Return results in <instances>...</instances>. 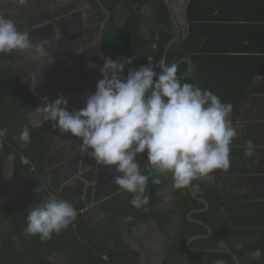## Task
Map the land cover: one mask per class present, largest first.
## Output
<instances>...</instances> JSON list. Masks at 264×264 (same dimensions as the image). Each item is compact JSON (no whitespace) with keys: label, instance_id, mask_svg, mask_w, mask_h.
Wrapping results in <instances>:
<instances>
[{"label":"trees","instance_id":"obj_1","mask_svg":"<svg viewBox=\"0 0 264 264\" xmlns=\"http://www.w3.org/2000/svg\"><path fill=\"white\" fill-rule=\"evenodd\" d=\"M100 2L110 12L122 9L126 13L121 25L110 21L104 31L102 46L106 58L131 59L132 63L127 65L134 67L158 65L162 58L165 60L166 48L178 33L165 0ZM146 4H151L155 12L150 28L144 26L148 24L142 14ZM252 6L260 9L264 4L234 7L228 4L224 10L218 5L212 7L207 0H190L186 10L188 35L170 48L166 58L169 65L189 58L192 70L184 82L210 90L222 102L231 103L232 111L250 99L251 91H264L252 88L257 78L262 77L264 82V24L260 23L264 18L252 16ZM231 10H238V18L228 12ZM215 11L217 17L213 15ZM16 26L23 31L22 24ZM153 43L156 48L152 47ZM15 59L16 52L0 54V129H7L6 136L0 138V264H54L52 257L56 255L65 257L66 264H141V250L131 248L126 240L133 236L134 229L146 225L154 226L162 235L169 226L175 228L176 235L170 240L163 264H216L217 261L236 264L234 255L243 264H262L250 258L249 253L255 250L233 245L241 235L252 234V227H264V200L251 202L247 195L248 202H242L233 196L235 143L230 145L229 169H217L210 174L215 181L206 192L210 207L205 212H197L205 205L187 188L177 190L172 186L170 173L159 175V184L152 183L156 177L152 174L146 188L147 205L134 208L130 204L133 194L121 190L99 204L102 218L89 225L80 210L86 207V198L91 199L94 169L53 171L72 182L66 186L48 169V158L56 148L53 143L59 130L52 121H44L36 110L42 107L41 99L34 91L31 77L21 72ZM177 69V75L182 78L188 63L182 62ZM154 70L159 72V68ZM31 115L39 119V127L28 132V139H24L23 130ZM141 156L147 163V153ZM10 166L12 173L8 179ZM239 172L238 181H247L248 186L264 183V177L254 176L264 175V167L244 168ZM198 181L194 179L190 186ZM263 191L264 185L257 197L264 198ZM50 194L71 202L78 214L67 229L42 242L26 233V217L30 207ZM124 218L129 219L124 221L126 228L122 224ZM198 222L211 227L213 233L193 241L191 247L200 249L194 252L188 248V241L209 233ZM261 234L254 235L261 237ZM222 244L231 253L218 252L223 250Z\"/></svg>","mask_w":264,"mask_h":264},{"label":"clouds","instance_id":"obj_2","mask_svg":"<svg viewBox=\"0 0 264 264\" xmlns=\"http://www.w3.org/2000/svg\"><path fill=\"white\" fill-rule=\"evenodd\" d=\"M45 43H34L12 19L0 16V54L46 56ZM131 63V59L104 58L102 78L79 110L69 111L63 96L51 103L45 98L36 110L61 134L79 138L82 154L97 165L112 168L117 173L113 182L120 190L132 193L130 204L140 209L149 203V177L140 171L139 154L147 153V165L156 174L153 184L160 183L159 175L170 173L172 186L179 190L217 169L228 170L230 145L237 132L229 119L232 104L222 102L210 90L182 83L175 63L169 65L162 58L158 65L141 66L123 76L125 65ZM6 134V128L0 129V138ZM255 148L247 141L245 156H253ZM77 214L71 202L50 194L29 208L25 231L46 242L54 233L67 229ZM262 254L256 249L249 256L259 259Z\"/></svg>","mask_w":264,"mask_h":264},{"label":"crops","instance_id":"obj_3","mask_svg":"<svg viewBox=\"0 0 264 264\" xmlns=\"http://www.w3.org/2000/svg\"><path fill=\"white\" fill-rule=\"evenodd\" d=\"M189 3L190 0H170L174 22H176L180 29L179 39L188 35L189 24L186 18V10ZM71 4L79 5L76 8L77 10L73 12L71 9L66 16L64 14L57 16V18L50 17L47 21L42 20L41 22L35 18V16H39L42 19L44 15L46 17V13H50L49 11L52 7L66 10L68 5ZM207 4H212V7L218 5L226 10L228 9V4H232V7L236 4H264V0H207ZM71 7L72 6H69V9ZM259 7L260 6L250 7L252 16L257 15L264 18V7L260 9ZM7 9L10 11H8L9 15L6 19H12L16 25L22 24V32H28L34 43L38 41L46 42L44 45L47 52L46 56L34 57L28 52H16L15 59V64L21 67V72L31 77L34 84V91L41 99V106L44 105L45 98H47L48 103H51L58 97L63 96L68 100L69 111L83 108L87 96L95 92L96 84L98 80L102 78L100 69L103 66L104 58H106L102 46L104 31L108 23L110 21L112 22L114 19L121 25L126 20L124 19V15H126L124 12L125 10H121L123 12H110L104 7L100 0H92L91 2L85 0V3L84 0H77L76 3L71 0H23V3H21L20 0H15ZM149 9H152V11ZM247 9L249 8L247 7ZM89 12L91 13L90 15H88ZM228 12L234 14V18H238V10H231ZM154 13V8L151 4H146L142 8V14L144 15L143 19L148 24L153 25ZM213 15L217 17L219 15L218 11H215ZM116 16H118L117 19ZM32 17L34 18L32 19ZM53 21L55 22L54 24H52ZM238 23L239 21L237 24ZM260 23L264 24L263 21H260ZM35 27L39 28L35 30ZM140 67L141 66L134 67L126 64L123 76L126 77L130 70H136ZM191 70L192 65L190 72ZM252 88L257 90L264 89L263 78H257ZM249 96L250 99L243 103L238 110H233L229 117L232 126L237 132L236 137L231 143H235L236 150L234 153L235 174L233 177L234 181H236L234 185L232 184V187L234 191L233 196L237 200L240 199L242 202H248L249 199L246 198L248 195L251 198V202H259L264 200L262 197H257L258 190L264 183H252L248 186L246 183L249 182L238 181V177H241V172H239L240 169L264 167V91H251ZM38 127L39 119L35 115H31L29 124L24 130L30 132L32 129ZM22 135L25 136V132H23ZM25 139H28V135ZM249 140L256 146L255 154L251 157L245 156L244 154L246 142ZM80 143L81 141L79 138L59 132L58 137H56L53 143L56 148H54V152H52L48 158V165L50 164L51 172L57 169L62 172L65 171V169L59 166L63 164L61 161L70 163V165L73 166L72 170L78 169V167L79 169L83 167L94 169L93 171L95 174L93 187H91V199L88 200L86 198V207L81 210L83 211L81 214L85 215L87 223L93 225L102 218L99 204L121 190L113 182L114 175L117 173L110 167L97 165L94 159L90 158L87 154H82L79 150ZM136 159L141 165L140 171L142 174L147 176L155 174L153 169L147 165L141 154H139ZM53 161L54 167H52ZM65 166L68 168V165ZM53 173L57 175L59 180H62V186L72 184V182H69L67 179H63L60 173ZM254 176L264 177V175L260 173ZM197 180L199 181L194 186L191 187L189 185L190 189H188V191L195 199H198L199 202L205 205V208L197 212H205L210 207L206 199V192L211 188V185L215 181V177L208 175L198 178ZM191 215L192 212L190 213V216ZM126 220L129 222V219L126 218L122 220L123 228H126V223L124 222ZM149 226L151 225H146V227ZM138 229H134L135 233L130 238L135 239ZM251 231H253L252 234L241 235L239 240H236L233 245L238 248L245 246L253 250L260 249L262 253H264V227L260 229L258 227H252ZM149 232H151L152 235H146L150 237L147 244L150 248H152L150 244L154 247V251H151V255L153 256L154 254L155 258L160 261L158 263L163 264V257L165 256L170 240L176 235L175 228L174 226H169V228L165 230V234L162 235L154 226H151L147 230V233ZM254 234H261L262 236L258 237ZM126 238L128 237L126 236ZM142 238L146 239L145 237ZM241 239L243 240L240 243ZM221 247L223 250L218 252L231 253L227 245L222 244ZM158 248H160V253L155 251V249L157 250ZM197 251H200V249L194 252ZM211 251L217 252L216 250ZM155 252L159 253L160 258L157 257ZM233 258L236 264H243L242 260L240 262L236 255H234ZM260 258L263 259L260 260ZM260 258L255 259L256 263L262 262V264H264V254H262ZM147 260L148 258L145 260L142 256L141 264H145ZM147 264H151V262L149 261Z\"/></svg>","mask_w":264,"mask_h":264},{"label":"rangeland","instance_id":"obj_4","mask_svg":"<svg viewBox=\"0 0 264 264\" xmlns=\"http://www.w3.org/2000/svg\"><path fill=\"white\" fill-rule=\"evenodd\" d=\"M73 1L74 3L77 2V0H71ZM92 0H88V2H91ZM94 1V0H93ZM15 0H0V16L4 17V18H7L8 17V11H10L9 9H7L9 7L10 4L14 3ZM84 3H85V0H84ZM79 4H71V5H68V7L66 8V10L64 9H61L58 8V7H52L50 8V13H46V17L45 15L42 16V19L39 17V16H35V18L38 20V21H47L50 17L51 18H57V16H61V15H64L66 16L67 13H69V11L72 9V11L74 12L75 10H77L76 8L78 7ZM69 6H72L70 9H69ZM74 9V10H73ZM122 9L120 10H117V12H123L121 11ZM152 11V9H149ZM125 12V11H124ZM145 13V12H144ZM91 13L89 12L88 15H90ZM76 15V14H74ZM34 17H32L33 19ZM118 18V16H116V19ZM63 19V18H62ZM65 19V18H64ZM124 19H126V15H124ZM112 21H117V20H112ZM55 22L53 21L52 24H54ZM145 27H152L151 24H146L144 25ZM36 28H39V27H35V30ZM23 132H25V136L22 135V137L25 139L27 138V135H28V131L27 130H23ZM63 164L59 165L60 167H62V169H66V166L65 165H68V171L72 170L73 166L70 165V163L68 162H64V161H61ZM53 163L54 161L52 162V167L53 166ZM80 165V164H79ZM51 168L50 167V164L48 165V169ZM11 166L10 168H8V172H7V178L9 179L11 177ZM152 226V225H151ZM149 226V227H151ZM149 227H146V226H140L139 229H138V233L135 235V239L133 238H129L128 240H126L127 244H129L131 246V248H134V249H138V250H141V255L143 256V258L146 260L148 258V260L146 261L145 264H147V262H151V264H160L158 262H160L157 258H155V255L153 254V256L151 255V251H154V247L153 245L150 244V246H152V248L149 247V245L147 244L148 240H150V237L149 236H146V235H152L151 232L147 233V230ZM142 237H145L146 239L142 238ZM146 242V243H145ZM162 250V249H161ZM155 251L159 252L160 251V248H158L157 250L155 249ZM156 253V252H155ZM160 253V252H159ZM159 253H156L157 254V257H159ZM52 261L54 262V264H66L67 263V260L65 257L63 256H53L52 257Z\"/></svg>","mask_w":264,"mask_h":264},{"label":"water","instance_id":"obj_5","mask_svg":"<svg viewBox=\"0 0 264 264\" xmlns=\"http://www.w3.org/2000/svg\"><path fill=\"white\" fill-rule=\"evenodd\" d=\"M165 2H166V4H167V6H168V10H169V12H170L171 20L173 21L174 26H175L176 29L178 30V34H177V36H176L173 40L170 41V43L168 44V46H167V48H166V51H165V62H166V58H167V54H168L169 49H170V48L172 47V45H173L174 43H176L177 40L180 38V29H179L178 25L176 24V22H174V19H173L172 13H171L172 11H171V7H170V0H165ZM185 61H187V62L189 63V69H188L187 73L181 78V79H182V83H183L184 80L186 79L187 75L190 73V69H191V65H192V63H191V61H190L189 59L184 58V59H182V60L177 64V67H178L182 62H185ZM195 86H196V85H195ZM196 87H197V86H196ZM185 188L190 189V186H187V187H185ZM204 202H205V201H204ZM205 203H206V202H205ZM206 204H207V203H206ZM198 223H200V222H198ZM200 224L204 225L203 223H200ZM204 226L208 229L209 234H208L207 236H205V237H194V238L190 239L189 242H188V246H189V249H190V250H192V251H196V250H198V249H193V248L190 247V244H191L193 241H195V240H197V239H201V238H208V237H210V236L212 235V230H211V228L208 227V226H206V225H204ZM205 251H208V250H205ZM212 252H214V251H212ZM219 264H226V263H225L224 261H219Z\"/></svg>","mask_w":264,"mask_h":264}]
</instances>
